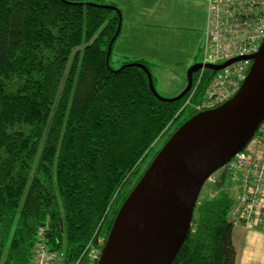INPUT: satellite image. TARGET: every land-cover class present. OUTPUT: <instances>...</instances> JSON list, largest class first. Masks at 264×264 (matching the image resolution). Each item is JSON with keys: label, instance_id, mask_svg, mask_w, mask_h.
<instances>
[{"label": "trees", "instance_id": "16d2710c", "mask_svg": "<svg viewBox=\"0 0 264 264\" xmlns=\"http://www.w3.org/2000/svg\"><path fill=\"white\" fill-rule=\"evenodd\" d=\"M122 22V9L101 0H0V264H34L40 229L65 252L61 264H89L157 143L215 108L201 106L207 85L186 105L191 90L158 98L133 64L151 70L146 60L125 56L114 68ZM218 184V197L199 194L171 264H236L233 199Z\"/></svg>", "mask_w": 264, "mask_h": 264}, {"label": "water", "instance_id": "95a60500", "mask_svg": "<svg viewBox=\"0 0 264 264\" xmlns=\"http://www.w3.org/2000/svg\"><path fill=\"white\" fill-rule=\"evenodd\" d=\"M248 58L253 62L237 92L188 118L166 140L120 206L97 264H171L176 258L206 181L248 144L264 120V40L253 55L205 64L216 71ZM133 64L145 69L151 90L164 100L185 96L203 66L200 62L189 67L185 89L165 98L155 89L151 70Z\"/></svg>", "mask_w": 264, "mask_h": 264}, {"label": "built area", "instance_id": "2783aa9c", "mask_svg": "<svg viewBox=\"0 0 264 264\" xmlns=\"http://www.w3.org/2000/svg\"><path fill=\"white\" fill-rule=\"evenodd\" d=\"M263 40L264 0H208L203 66L197 76L198 71L194 73L195 80L185 105L198 88L206 85L210 96L202 107H217L231 98L247 77L252 59L237 60L216 71L205 64H221L240 56L253 55ZM205 78L208 79L207 84L204 83ZM227 168L224 185L231 183L229 190L233 199L228 211L229 222L235 226L259 225L264 230V120L248 144L227 163ZM216 181L213 178V182ZM38 234L40 240L34 249V264H61L65 252L51 247L44 229H40ZM100 245H103V240ZM101 250V247H91L89 264H97Z\"/></svg>", "mask_w": 264, "mask_h": 264}, {"label": "crops", "instance_id": "0c3cea01", "mask_svg": "<svg viewBox=\"0 0 264 264\" xmlns=\"http://www.w3.org/2000/svg\"><path fill=\"white\" fill-rule=\"evenodd\" d=\"M121 9L123 22L117 40L121 37L123 43L133 48L127 47V52L122 54L127 58L159 64L178 57L181 69H185L203 51L208 15L205 0H130V9L123 8V4ZM131 53L134 54L130 56ZM154 53L167 61L156 60ZM177 78H181V74ZM261 228H233L236 264H264V230Z\"/></svg>", "mask_w": 264, "mask_h": 264}, {"label": "rangeland", "instance_id": "374dc122", "mask_svg": "<svg viewBox=\"0 0 264 264\" xmlns=\"http://www.w3.org/2000/svg\"><path fill=\"white\" fill-rule=\"evenodd\" d=\"M101 2L104 4L113 3V4H116L117 7H119V8H121V5L123 4V8H125V9L129 8L130 9V0H125V1L124 0H101ZM127 47H129L131 50H133V48L131 46L127 45L126 43H123L121 37L115 43V45L113 47V54H112V57L114 60V63H112V65L114 68L118 69L119 67H121L123 65V62L126 61L125 56L122 54L127 52V50H126ZM135 52H138V51H135ZM133 54L131 53L129 55L131 56ZM149 56H151V55H149ZM153 56L156 60H158V58H163L165 61H167V59L162 55L154 53ZM202 59H203V51H200L199 54L197 55L195 62H192L191 65H189L185 69H181L182 68V66H180L181 61L178 59V57L172 58L169 61L164 62V63H159V64L154 63V62L149 63L151 66V71L153 73L155 89L157 90L158 94L161 97H165V98H173V97L178 96V94H180L182 92V90H184L188 84V78H187L188 68L191 67L194 63H200L202 61ZM170 62L173 64L171 65ZM157 65L159 66L158 68H157ZM199 72L200 71H198L196 73V76L199 74ZM180 74H181V78H177V75H180ZM180 110L178 111V113L180 112ZM180 118L181 117H177L175 120L171 121V125H170L168 131H171L176 126V124L178 123ZM167 139H168L167 136L163 137L157 143V147L160 144L164 145V143L166 142ZM157 147L155 146V149H157ZM153 152H154V149L151 153H153ZM227 173H228V168L226 165V166L218 169L212 175V177L206 181L205 185L203 186V188L200 192V197H201L202 201L207 199V197L208 198H214V197L219 196V194L222 190V187L218 183H220L219 181L221 180V178L224 177V179H226ZM213 178H215L217 180L215 183L213 182ZM227 182H228V180H227ZM228 185H231V183L229 184V182H228L226 184V186H227L226 191L230 192ZM127 187H125V188H127ZM230 194L232 196L231 192H230ZM245 227L250 228L248 225H246ZM251 227L253 228L254 225Z\"/></svg>", "mask_w": 264, "mask_h": 264}, {"label": "flooded vegetation", "instance_id": "af4514ba", "mask_svg": "<svg viewBox=\"0 0 264 264\" xmlns=\"http://www.w3.org/2000/svg\"><path fill=\"white\" fill-rule=\"evenodd\" d=\"M189 91H190V90H189ZM188 112H189V111H188ZM188 112H187V113H188ZM187 113H185V114H187ZM185 114H183V115H185ZM183 115H181V116H183ZM180 120H181V119H180ZM180 120H179L178 122H180ZM177 124H178V123H177Z\"/></svg>", "mask_w": 264, "mask_h": 264}, {"label": "clouds", "instance_id": "9594fccd", "mask_svg": "<svg viewBox=\"0 0 264 264\" xmlns=\"http://www.w3.org/2000/svg\"><path fill=\"white\" fill-rule=\"evenodd\" d=\"M210 179V178H209ZM224 182H225V180H224Z\"/></svg>", "mask_w": 264, "mask_h": 264}]
</instances>
